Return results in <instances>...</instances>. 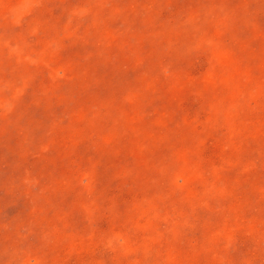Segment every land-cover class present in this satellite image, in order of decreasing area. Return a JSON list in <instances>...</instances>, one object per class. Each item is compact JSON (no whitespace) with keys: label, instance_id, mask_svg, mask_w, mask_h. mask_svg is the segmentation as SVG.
<instances>
[{"label":"rangeland","instance_id":"rangeland-1","mask_svg":"<svg viewBox=\"0 0 264 264\" xmlns=\"http://www.w3.org/2000/svg\"><path fill=\"white\" fill-rule=\"evenodd\" d=\"M0 264H264V0H0Z\"/></svg>","mask_w":264,"mask_h":264}]
</instances>
